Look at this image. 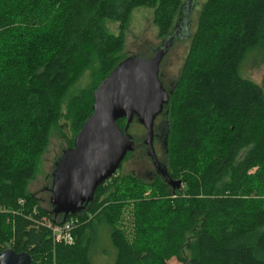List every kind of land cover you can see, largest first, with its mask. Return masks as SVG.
Wrapping results in <instances>:
<instances>
[{
	"label": "trees",
	"instance_id": "trees-1",
	"mask_svg": "<svg viewBox=\"0 0 264 264\" xmlns=\"http://www.w3.org/2000/svg\"><path fill=\"white\" fill-rule=\"evenodd\" d=\"M182 7L181 0H0V253H29L32 264H94L93 249L107 235L113 264H264V89L240 74L246 56L264 50V0H206L200 11L164 109L166 169L180 188L121 167L67 218L75 222L70 245L56 243L44 224L64 216L30 190L52 130L65 120L73 148L95 91L124 61L132 13L154 9L164 44ZM89 71V86L72 94ZM118 125L125 130L126 119ZM128 132L139 145L147 138L137 117Z\"/></svg>",
	"mask_w": 264,
	"mask_h": 264
},
{
	"label": "water",
	"instance_id": "water-1",
	"mask_svg": "<svg viewBox=\"0 0 264 264\" xmlns=\"http://www.w3.org/2000/svg\"><path fill=\"white\" fill-rule=\"evenodd\" d=\"M192 0L182 7L191 6ZM189 15L183 23L189 31ZM179 25L175 33L166 40L150 59L132 57L119 64L112 74L102 82L94 93L93 114L77 135L74 147L68 149L57 161L52 174L51 204L56 215L68 217L79 214L94 200L98 188L109 181L122 167L136 143L128 132L137 117L146 129L148 155L160 175L174 188L181 182L172 181L158 162L154 148L155 121L169 103L170 94L160 77L161 64L176 38L180 37ZM126 119L122 130L118 121ZM166 119L163 147L167 150ZM29 253L17 254L9 249L0 253V264H32Z\"/></svg>",
	"mask_w": 264,
	"mask_h": 264
},
{
	"label": "rangeland",
	"instance_id": "rangeland-1",
	"mask_svg": "<svg viewBox=\"0 0 264 264\" xmlns=\"http://www.w3.org/2000/svg\"><path fill=\"white\" fill-rule=\"evenodd\" d=\"M181 1L183 6L187 5L189 2V0ZM205 2L206 0H192L188 12L187 8L180 12L178 19L180 23V37L175 39L161 64L162 79L164 85L169 90L172 86L171 82H175L180 75L191 46L192 35L197 28L200 11ZM189 11V31L185 33L183 23H185ZM153 19L154 9L139 8L132 13L129 27L126 32L124 61L132 57L150 59L163 45L162 40L158 37V30L153 23ZM104 25L111 34L119 35L120 31L117 23L106 21ZM165 42L166 40H164V43ZM90 73V71L86 72L80 82L72 89V94L78 93L81 89H85L89 86L91 80ZM240 74L243 78L253 81L264 89V50L262 48L254 49L246 56L241 65ZM60 126L63 127L62 130L56 128L52 130L51 144L43 156L41 173L30 187L31 192L38 193L42 205L47 209H50L49 204L51 197L49 191H46V187L52 188L53 180L51 176L55 170L57 161L68 150L69 145L67 139L71 137L69 125L65 120L60 121ZM140 148L134 153L133 158L128 159L122 164V172L134 173L143 179H149L154 173V167L149 162L144 147ZM105 236L106 237H103L100 242L96 243L93 249L94 264L114 263V250L112 248L110 249V242L107 235ZM185 255L188 256V253H185ZM169 264L181 263L173 259Z\"/></svg>",
	"mask_w": 264,
	"mask_h": 264
},
{
	"label": "flooded vegetation",
	"instance_id": "flooded-vegetation-1",
	"mask_svg": "<svg viewBox=\"0 0 264 264\" xmlns=\"http://www.w3.org/2000/svg\"><path fill=\"white\" fill-rule=\"evenodd\" d=\"M160 77L161 79L163 78V75H162V72L160 70ZM163 83V82H162ZM164 85V84H163ZM165 89L168 91V92H171V90H169L168 88H166V86L164 85ZM164 118H163V117ZM165 123H166V117L164 116V112L157 118V120L155 121V139H154V148H155V151H156V154H157V157H158V162L160 163V165H162L164 168L167 166V155H168V151L163 147V138H162V135L164 134V129H165ZM146 130V129H145ZM146 139H143L144 143L139 145L137 144V142L135 141L136 143V146H135V150L132 152V153H135L137 151L138 148L140 147H144V151L146 153V156L149 160V162L152 164V166L154 167V173L153 175L149 178V179H153L155 176L160 175V173L157 171V169L155 168L154 166V163L151 159V157H149L148 155V146L146 145ZM143 151V152H144ZM162 157V158H161ZM133 158V156L131 157ZM46 191H49L50 193V188L49 187H46Z\"/></svg>",
	"mask_w": 264,
	"mask_h": 264
},
{
	"label": "built area",
	"instance_id": "built-area-1",
	"mask_svg": "<svg viewBox=\"0 0 264 264\" xmlns=\"http://www.w3.org/2000/svg\"><path fill=\"white\" fill-rule=\"evenodd\" d=\"M20 203H23L21 201ZM44 224L51 230L54 241L61 244H72L74 242V221H65L60 223H53L50 220H45Z\"/></svg>",
	"mask_w": 264,
	"mask_h": 264
},
{
	"label": "bare ground",
	"instance_id": "bare-ground-1",
	"mask_svg": "<svg viewBox=\"0 0 264 264\" xmlns=\"http://www.w3.org/2000/svg\"><path fill=\"white\" fill-rule=\"evenodd\" d=\"M9 250V249H8Z\"/></svg>",
	"mask_w": 264,
	"mask_h": 264
}]
</instances>
